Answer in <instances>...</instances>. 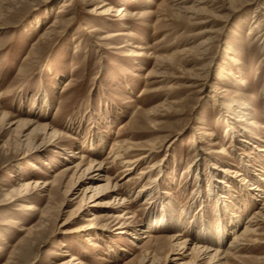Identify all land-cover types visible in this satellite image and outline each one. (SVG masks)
Masks as SVG:
<instances>
[{
    "label": "rangeland",
    "instance_id": "obj_1",
    "mask_svg": "<svg viewBox=\"0 0 264 264\" xmlns=\"http://www.w3.org/2000/svg\"><path fill=\"white\" fill-rule=\"evenodd\" d=\"M69 1L0 0V264H63L73 255L85 264H139L134 240L120 230L72 233L100 222L92 215L101 211L81 200L92 187L85 172L73 180L70 173L54 185L82 157L107 162L114 146L127 142L146 143L143 149L153 142L157 151L136 168L133 183H127L120 166H107L111 176L120 174L131 199L140 195L137 219L148 222L155 215L159 220L165 204L182 227L162 225L154 237L184 232L185 238L216 249L219 224L232 229V214H241L240 232L262 210L236 173L246 171V162L251 174L243 173H259L264 154L252 145L263 148L259 139L264 135H244L243 125L239 129L232 120L226 122L212 93L223 85L214 75L202 77L214 67L216 73L217 66L237 75L236 59L245 62L248 88L232 91L260 108L257 115L264 124V31H250L256 20L264 26L259 9L264 0L244 9H228L229 0H73L62 14ZM104 3L124 11L103 15ZM229 10L235 15L230 17ZM19 121L35 124L15 126ZM136 121L139 129L132 127ZM231 124L240 137L230 131ZM38 125L68 137V154L78 159H70L62 151L68 144L47 137ZM210 163L235 174L226 177ZM143 171L150 178L139 179ZM35 182L41 186L27 187ZM73 186L79 193L67 196ZM81 206L93 212L77 220ZM257 229L255 242L240 248L247 262L229 264H264V223ZM234 235L227 236L224 247Z\"/></svg>",
    "mask_w": 264,
    "mask_h": 264
},
{
    "label": "bare ground",
    "instance_id": "obj_2",
    "mask_svg": "<svg viewBox=\"0 0 264 264\" xmlns=\"http://www.w3.org/2000/svg\"><path fill=\"white\" fill-rule=\"evenodd\" d=\"M259 1L260 0H229L228 4L226 5H228V9L231 8L234 9L236 7H239L240 5H241L240 8L244 9L248 5L257 4ZM72 5H73V0L65 3L64 4L65 7L61 9L62 10L61 13L62 14L66 13L67 12L66 10H68V8H70ZM102 8H104V11H102L103 15L117 12L118 13L117 15L120 16L124 11L123 9L122 10L118 9L119 11H116L117 9L109 5V3H104ZM259 9L264 10L263 4L259 5ZM184 10L187 9L184 8ZM229 11H231V13L229 14L230 17L235 15V10H229ZM255 13H259V11L257 10L255 11ZM255 18L259 19V15H256L254 19ZM260 22H261L260 19L253 22L252 26L250 27L251 34L254 35L256 33H260L261 31H264V26L261 25ZM66 23L64 22V24ZM245 23L246 22H244V25ZM118 36H120V34L114 35V37L116 38ZM106 39H108V37L104 38V40ZM135 54L136 53H134V55ZM199 55L205 57L204 52L199 53ZM138 56H142V55H138ZM240 56L245 57L244 54ZM203 59L204 58H202V60ZM236 60L237 61L234 64L238 65L236 66L237 68L239 67L238 69L239 75L238 74L235 75L232 72L233 70L231 71L229 70L226 72L225 70L217 66L218 68L216 69V73L214 67V70H212L211 72H207L206 74H204L205 76H203L202 74L203 77L202 76L200 77L204 79H208L209 77L214 75V80L218 81L223 85L222 88L214 86V89H212V93H214L213 97L215 98L216 105H218L222 110L221 117L223 119L225 118L226 122L232 120L234 122V125L238 126L239 129H241L240 126L243 125L244 128L242 130L244 135L246 134L252 137H254L255 135H259L260 138H262L260 134L264 135V124L259 121V118L261 119L260 115H257L260 108L258 106L257 107L254 106L253 103L248 101V98L246 96L243 97L235 93L238 92L239 90L232 91L234 90V88H237L239 86L241 88L246 89L248 88V83H249L247 76L244 72L245 62L242 64V62L239 61V59ZM199 80L201 81L203 79H199ZM200 81L196 82L195 84L199 83ZM200 86H202V84L198 85L197 87ZM144 115L148 117L152 115V113L144 112ZM2 117L4 120L7 119L8 115H3ZM33 124H35V122L33 121H27V122L19 121L14 125L15 126L18 125V127H20V125L23 126V125H33ZM138 124H139L138 121H136L135 123H133L132 127H137V129H139L140 124L139 125ZM38 126L39 127H37V130H41L45 132L44 134L47 137H50L52 139L56 138L58 140H61V142L68 144L65 145L66 146L65 148H62V151L68 154L69 151L68 148L69 143L67 142V139H69L68 137L60 135L57 132H49L50 130L48 129V126H44V127L41 125ZM230 131L234 133L235 137L236 136L240 137L239 134L241 133V131L236 132L235 128L232 127V124L230 126ZM231 132H229L228 130L227 134L231 135ZM198 135L202 136L203 134L199 133ZM204 135L215 136L214 133L212 134L204 133ZM259 140L260 142L264 143V140L262 139ZM242 142H244V140H242ZM146 145H147L146 143H137V142L136 143L127 142L123 146L121 144H116L111 152L112 156L108 157L111 160L107 162H99L96 159L92 160V159H85V157H82L80 163L78 164L76 163V165L67 168L66 171H64V174H62V177L54 181L55 186L57 184L58 186H60L66 175L73 173L71 176V180H73V178L77 176L79 173L81 174L82 172L83 174L85 172L84 174L88 176L86 180H88V182L92 185V187H90L87 191L84 192L83 199L81 200H84L86 203L87 202L92 203L91 208H96L100 210L101 214L100 216H96L97 214L95 212H93L92 210L90 211L87 207L82 209L83 207L81 206L80 207L81 211L79 215L76 217V219L83 220L86 214L89 217V214L91 216L93 212L92 218L94 220H100V222L91 227L78 228L76 229V231H72V233L85 232V230L88 229H93L96 232L101 231L102 233H107V232L114 233L120 230L119 231L120 234L130 236L134 240L133 242L134 246H136L137 250L140 251L139 264H160L161 260H163L165 264H229L231 260L236 262H241V261L247 262L246 260H244L242 256H240L241 250H243L240 248L244 245L243 242L246 243L255 242V238L253 237L258 235L257 233L258 224L264 223V165L263 164L261 166L258 165L259 173L256 174L255 176L246 175V174H251L250 169L252 168V165H250V162L244 163V169L246 171L241 170L242 171V172L240 171L241 173H236V176L238 177L240 176L239 178L242 183H244L245 185L249 184L248 190L246 192L248 196L253 199L254 203L257 202L262 204L263 206L262 210L256 212L254 214V217L249 219L244 229H242V231L240 232H238L239 231L238 229L240 228L243 221V217L241 214L238 216H236L235 213L232 214L234 218L233 219L234 226L232 229H230V227L227 226L225 223L219 224L218 231L220 232V234H218V241H217L218 244H216L217 248L213 249L209 245L208 246L203 245L205 242L201 244L202 242L198 241L199 239L193 240V239L185 238L184 232L178 231L179 234L176 235L154 237L153 233L159 230V227L162 225L170 229L179 228V230L182 227V222H180V220L177 219L174 214H172L173 212L171 213L168 210L165 204H162L163 207L161 209L162 211L160 213V216L158 217L159 220L155 217V215L151 217L148 222L139 221L137 219L139 211H136L134 208H136V204H137L136 202L138 201L137 198H139L140 195H138L136 199H131L129 194L122 189L123 185H121V180H120L121 177L119 178L120 174L118 176L117 175L111 176L107 166L113 165L114 168L118 170L120 169L119 168L120 166L122 169H124L123 174H128L129 176L127 179V183L128 182L133 183L134 180L137 179L132 177L133 176L132 174L136 170V168L140 165L147 163L150 159L152 160L153 156L155 157V155L157 154V151L152 149L154 147L153 142H150L147 148L143 149V147H145ZM252 148H255L259 153L264 154V147L261 148L260 146L259 148L257 146L252 145ZM195 151H196L195 157L197 159L198 157L197 150L195 149ZM68 156H70V159L72 158L78 159V157L72 152H70ZM67 160L71 162L69 159ZM209 166L214 168L215 170L220 171V173L224 174V176L226 177L230 176L231 174H235V172H232L229 169H223L220 166H215V164L213 165L210 163ZM191 167H188V172H190ZM196 167H198V164H196ZM243 172H245L246 174ZM149 174H150L149 171L147 172L143 171L141 172L140 174L141 176L139 177V179L143 180L146 178H150ZM216 182L220 184V186L225 187L227 185L226 181L224 180H216ZM30 185L34 187L41 186L39 182H35L33 184L32 183L27 184V187H30ZM46 186H48V184H46ZM151 187L152 186L142 188L139 194L141 193L144 194L148 192L151 189ZM76 188L77 187L73 186L72 189H69L66 193L67 196L71 197L74 196L75 193H79L77 192L78 189ZM229 188H231V186ZM164 193L165 192H163L162 194ZM68 202L70 203L71 200L68 199ZM111 219L115 220L117 224L112 225V223H110ZM120 221H122V224H120L121 223ZM69 223L70 222L67 221L64 223L63 226H66ZM155 224L156 227H154ZM119 232H117V234H119ZM232 233H235V235L233 236L234 240L232 241V243L230 242L228 246L224 247V241L227 239V236L231 235ZM144 240H147V242L141 246V242H143ZM136 241L138 242L137 244ZM62 246L66 247V244L63 243ZM94 247H96V245H94ZM62 256H68V253ZM14 257H16V254H13L11 256L10 258L11 262L14 260ZM63 264H85V263H83V261H81L76 255H73L71 256V260L69 262Z\"/></svg>",
    "mask_w": 264,
    "mask_h": 264
}]
</instances>
